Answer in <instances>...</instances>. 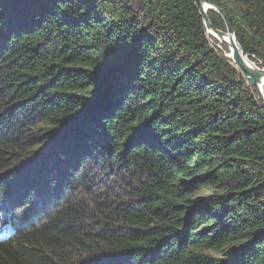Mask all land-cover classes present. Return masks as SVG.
<instances>
[{
  "label": "trees",
  "instance_id": "16d2710c",
  "mask_svg": "<svg viewBox=\"0 0 264 264\" xmlns=\"http://www.w3.org/2000/svg\"><path fill=\"white\" fill-rule=\"evenodd\" d=\"M213 1L243 53L264 60V0ZM201 10L198 0H0V196L28 184L53 201L25 198L0 264H264V105L226 43L207 32L224 55L209 45ZM31 142L50 149L44 165ZM81 146L93 161L55 189L66 150ZM24 156L34 160L11 169Z\"/></svg>",
  "mask_w": 264,
  "mask_h": 264
},
{
  "label": "rangeland",
  "instance_id": "374dc122",
  "mask_svg": "<svg viewBox=\"0 0 264 264\" xmlns=\"http://www.w3.org/2000/svg\"><path fill=\"white\" fill-rule=\"evenodd\" d=\"M224 24V23H223ZM221 30V29H220ZM222 30H225V25H224V28L222 29ZM205 36H206V39H207V41H208V43H209V45L215 50V51H217V52H219V53H221V54H223L224 55V47H223V45L224 44H222V43H220V42H218V41H216L215 39H213L208 33H207V30L205 31ZM249 59V58H248ZM250 60V59H249ZM251 61L254 63V65L256 66V67H258V68H264V60H258V59H256V58H251ZM234 64V63H233ZM234 67H235V65H234ZM235 68H237V67H235ZM250 86H252V85H250ZM250 89L251 88H254L255 89V92H254V97L256 98V100L259 102V103H262V102H264L261 98H264V85L261 87V91H262V94H263V97L261 96V95H259V91H258V87H249ZM257 93H258V95L261 97V98H259L258 96H257ZM65 137H68L67 135H64V136H62V137H60L58 140H55L54 142L55 143H57V142H60V141H62V139H64ZM69 139V138H68ZM53 142V143H54ZM55 143H54V145H55ZM30 145L32 146V147H34V149L32 150V153H34V152H36V156H37V158H35V160L34 159H31V156H29V157H27V156H24L23 158L21 157L20 158V160L19 161H14L13 162V165L11 166V169H15V170H17V168L20 166H24V164L23 165H21L22 163H24V162H29V163H31L33 160V163L35 162V163H37V162H39V163H41V165H44V161H45V159H46V157L47 156H49V153H51V151H49L50 149H48V148H46V147H43V145L42 144H36V143H34V142H31L30 143ZM66 145V144H65ZM53 145H51V146H49L50 148L52 147ZM67 146V145H66ZM77 147V146H76ZM82 148L81 149H79L78 150V153L77 152H71L72 151V148H69L68 150H66V154H67V157H68V155H70V154H73L74 156L72 157V159H68V160H66V158L64 159V161L60 164L61 165V167L59 166V169L61 170H59L60 171V173L54 178V179H52L51 178V181L52 182H56L57 181V179L59 178V182H58V185H56V187H55V189H57L58 188V186L60 185V184H62V185H67V183H68V176L70 175V173H71V171L73 170V171H75V170H77L78 172H80L81 171V163L85 160V158H90L89 160H91V161H93V159H94V155H92L91 153L89 154V151H88V149H86V147H84V146H81ZM41 150L43 151V152H41ZM68 151V152H67ZM54 152V151H53ZM81 153H84L85 155L84 156H81L80 154ZM35 155V154H34ZM32 157H33V154H32ZM76 159H78V163L80 164L79 165V167H74L73 168V166H76ZM38 163V164H39ZM37 164V165H38ZM58 166V165H57ZM87 166H88V168H93V163L91 162H87ZM42 167V166H41ZM40 167V168H41ZM99 167V166H98ZM23 169H26V167L25 168H23ZM35 169H36V167H35ZM25 171V175H26V170H24ZM92 171L93 170H90L89 171V179H92L91 177H92ZM18 172H20V171H18ZM94 172L95 173H97V171H96V169H94ZM105 173H106V175H105ZM105 173H103L104 174V179L105 180H107L109 177H108V171L107 170H105ZM24 175V176H25ZM22 176V175H21ZM1 184H3V181L0 183V185ZM4 184H6V183H4ZM24 185V184H23ZM28 184H25L23 187H22V189H21V193L19 194V195H13L12 197H10V198H8L7 199V201L9 202V204H8V207L9 208H11V209H22V208H24V206H26L27 205V203H28V201L25 199V198H27V197H29V195H32V196H34L35 197V199L37 200L36 202L34 201L32 204L35 206V208L37 209V208H39L40 206H42L43 205V202H44V200H46L47 202H50V203H52L53 201L52 200H48L49 199V196H46V193L45 192H41L40 194H39V191L41 190V189H44V188H42V187H40V186H37V185H32V186H27ZM0 189H1V186H0ZM27 191H29V192H27ZM24 192H26L25 194H24ZM12 194V193H11ZM10 194V195H11ZM46 197H47V199H46ZM1 198V197H0ZM80 198V197H79ZM47 202H46V204H47ZM46 204H44L43 206L44 207H46Z\"/></svg>",
  "mask_w": 264,
  "mask_h": 264
},
{
  "label": "water",
  "instance_id": "95a60500",
  "mask_svg": "<svg viewBox=\"0 0 264 264\" xmlns=\"http://www.w3.org/2000/svg\"><path fill=\"white\" fill-rule=\"evenodd\" d=\"M199 3L202 6V14L204 16L203 18V24L207 29H211L220 39L221 42H224L227 44V48L230 52V57L237 69L242 73V75L245 77V82L248 87H250V84H253V87H261L264 83V68H258L254 65L253 62H251L252 65L248 64L246 55L243 53V51L240 49L236 38H235V33L234 30L232 29L227 16L225 13L222 11V9L218 8L213 0H198ZM204 6L206 8H209V10L214 11L218 13L223 20V23L225 25V30H220V29H213L210 21L208 19V16L206 12L203 10ZM106 71V76L103 82V85L106 84L118 71H119V65H114V66H109L105 69ZM103 87L100 86L96 88L88 101H86V104L84 105V108L80 111L79 115L72 119L68 125L63 128L62 130L54 133L52 136V140H56L58 137L63 136L64 134H67L70 132V130L75 127L77 122L83 117L84 112L88 107H91L93 102H95L98 97L102 93ZM257 96L261 98L258 93ZM264 101V98H261ZM261 104L264 105V102Z\"/></svg>",
  "mask_w": 264,
  "mask_h": 264
},
{
  "label": "bare ground",
  "instance_id": "6f19581e",
  "mask_svg": "<svg viewBox=\"0 0 264 264\" xmlns=\"http://www.w3.org/2000/svg\"><path fill=\"white\" fill-rule=\"evenodd\" d=\"M203 10L206 12L207 10H209V8H206V7L204 6ZM207 32H208L210 35H212L214 38H216L218 41H220L219 37H218V36H217V35H216L211 29H207ZM220 42H221V41H220ZM226 45H227V44H226ZM225 56L231 59L229 50H228V52H226V55H225ZM246 59H247L248 64L252 65V64H251L252 61L249 60L248 57H246ZM231 60H232V59H231ZM232 62H233V61H232ZM249 84H250V85H253V84H251V83H249ZM258 91H259V95H261V96L263 97V94H262V91H261V87H258Z\"/></svg>",
  "mask_w": 264,
  "mask_h": 264
}]
</instances>
